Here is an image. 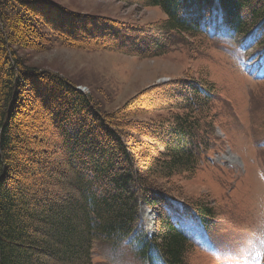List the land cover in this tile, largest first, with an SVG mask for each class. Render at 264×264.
I'll return each instance as SVG.
<instances>
[{
    "label": "trees",
    "instance_id": "1",
    "mask_svg": "<svg viewBox=\"0 0 264 264\" xmlns=\"http://www.w3.org/2000/svg\"><path fill=\"white\" fill-rule=\"evenodd\" d=\"M6 1L0 0V264H94L96 241L109 249L126 241L147 264H186L195 244L171 212L203 231L214 229L217 215L205 202L193 205L179 199L166 184L174 176H191L202 152L210 148L211 88L198 80L185 81L173 98L154 85L110 112L101 111L72 82L19 57L14 49L19 44L18 7L26 8L28 20L38 17L41 33H32L41 49L54 40L119 51L127 43L105 38H122L127 27L113 23L109 28L106 20L103 26L62 8L54 12L41 1ZM138 2L157 6L166 15L157 23L164 38H148L147 54L168 51L175 36L206 38L205 20L212 15L225 27L220 35L249 36L264 50V0ZM27 34L22 42L34 48L38 39L30 41ZM166 109L170 114L161 121L139 118ZM24 122L34 128L39 124L43 133L23 134ZM51 153L60 156L53 160ZM97 187H104L101 193ZM62 205L67 214L59 210ZM142 205L154 213L149 233L140 216Z\"/></svg>",
    "mask_w": 264,
    "mask_h": 264
},
{
    "label": "rangeland",
    "instance_id": "2",
    "mask_svg": "<svg viewBox=\"0 0 264 264\" xmlns=\"http://www.w3.org/2000/svg\"><path fill=\"white\" fill-rule=\"evenodd\" d=\"M34 1L48 4L54 12L62 8L74 15L92 18L103 26L107 21L111 24L107 26L109 28L113 23H118L120 26L115 24L118 28L127 27L122 30V38H105L113 43L115 40L127 43L119 51L77 48L54 40L41 49L40 40L35 35L36 31L41 33L38 17L28 20L25 18L26 8L23 10L22 4H18L20 22H16L15 34L19 44L14 49L19 57L33 67L46 69L72 82L90 95L101 111L110 112L154 85L161 88V92L172 94L173 98L179 96L185 81L198 80L211 88L214 113L211 148L201 155L191 176H174L166 184L179 199L193 205L205 202L217 215L214 229L208 234L214 249L207 251V245H202L201 249L193 248L186 264H253L256 257L262 258L261 264H264V56L256 58L254 51L258 48L248 46L250 38L239 40L243 42L242 47L237 38L222 35L207 39L201 35L190 37L184 34L169 41L168 51L152 55L147 54L145 42L148 38L149 41L164 38L157 23L166 15L157 6L144 7L139 0ZM135 27L151 29L143 32L134 30ZM29 32L30 41L38 39L30 49L22 42L28 36L23 34ZM169 97L166 96L164 101ZM169 114L166 109L139 118L158 122ZM24 123L23 134L32 135L35 130L43 133L39 124L34 128L31 123ZM56 155L51 153L48 157L54 160ZM97 188L101 193L104 187ZM59 210L64 214L68 211L63 205ZM140 216L145 228L153 231L154 213L151 209L142 205ZM105 258L110 264H120L118 255L112 256L109 248L96 241L92 248L94 264H104ZM127 259L129 264H145L130 252Z\"/></svg>",
    "mask_w": 264,
    "mask_h": 264
},
{
    "label": "clouds",
    "instance_id": "3",
    "mask_svg": "<svg viewBox=\"0 0 264 264\" xmlns=\"http://www.w3.org/2000/svg\"><path fill=\"white\" fill-rule=\"evenodd\" d=\"M100 246H98L99 248ZM107 247V246H104ZM110 251H115L118 255L120 264H129L127 259L129 252L131 251V245L126 241H121L118 245L111 246ZM104 264H110V262L105 258Z\"/></svg>",
    "mask_w": 264,
    "mask_h": 264
}]
</instances>
